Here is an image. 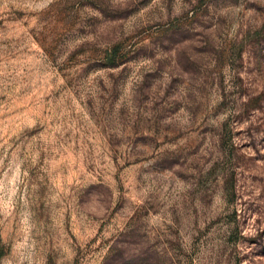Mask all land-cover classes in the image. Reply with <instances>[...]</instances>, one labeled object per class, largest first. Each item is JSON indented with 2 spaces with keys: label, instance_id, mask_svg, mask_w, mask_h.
Returning a JSON list of instances; mask_svg holds the SVG:
<instances>
[{
  "label": "rangeland",
  "instance_id": "rangeland-1",
  "mask_svg": "<svg viewBox=\"0 0 264 264\" xmlns=\"http://www.w3.org/2000/svg\"><path fill=\"white\" fill-rule=\"evenodd\" d=\"M0 264H264V0H0Z\"/></svg>",
  "mask_w": 264,
  "mask_h": 264
}]
</instances>
